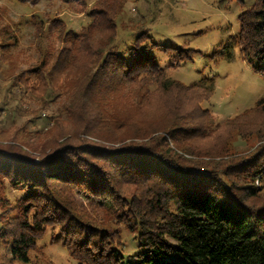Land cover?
Returning a JSON list of instances; mask_svg holds the SVG:
<instances>
[{"label":"trees","instance_id":"1","mask_svg":"<svg viewBox=\"0 0 264 264\" xmlns=\"http://www.w3.org/2000/svg\"><path fill=\"white\" fill-rule=\"evenodd\" d=\"M61 1L91 3L90 21L79 30L53 21L64 45L14 81L45 97L75 84L65 110L77 128L56 131L55 121L36 143L0 127V245L26 262L51 230L78 264H177L175 254L188 264H264V96L214 125L202 106L211 91L171 78L147 31L127 38L118 28L125 0ZM238 21L234 42L264 64V0ZM233 131L260 143L231 154Z\"/></svg>","mask_w":264,"mask_h":264},{"label":"rangeland","instance_id":"2","mask_svg":"<svg viewBox=\"0 0 264 264\" xmlns=\"http://www.w3.org/2000/svg\"><path fill=\"white\" fill-rule=\"evenodd\" d=\"M253 1L125 0L117 20L118 28L127 38L141 30L147 31L149 41L157 43L151 49L154 60L171 78L209 89L210 97L202 106L211 112L215 125L253 107L264 96V64L245 56L234 42L239 29L238 15ZM90 7L88 3L84 8H76L61 0L37 3L0 0V127L9 130V136L19 138L28 134L32 141L42 142L49 137L55 121L60 122L53 127L56 131L64 128L68 134L75 133L77 125L65 110L76 91L75 84L62 81L51 96L45 97L26 92L23 84L14 78L34 68L45 49L64 45L58 39V28L53 21L60 20L66 28L79 30L90 21ZM37 26L41 29L37 30ZM166 47L189 50L190 55L180 59L176 51L167 53ZM29 80L35 79L30 77ZM157 107L164 109V104ZM259 143L256 137L242 140L233 131L226 147L231 154L245 153L254 150ZM262 182L264 184V179ZM8 190V195L15 194L14 189ZM73 195L76 200L87 202L82 194L74 192ZM123 232L126 246L132 247L128 233L124 229ZM168 259L188 264L176 254ZM0 264L78 263L48 230L29 252L26 262L12 258L6 245H0Z\"/></svg>","mask_w":264,"mask_h":264}]
</instances>
